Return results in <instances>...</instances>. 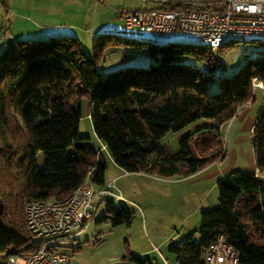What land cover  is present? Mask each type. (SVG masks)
I'll use <instances>...</instances> for the list:
<instances>
[{"label": "trees", "instance_id": "1", "mask_svg": "<svg viewBox=\"0 0 264 264\" xmlns=\"http://www.w3.org/2000/svg\"><path fill=\"white\" fill-rule=\"evenodd\" d=\"M238 43L211 49L201 42L153 43L103 33L93 38L91 55L72 35L6 44L0 51V174L5 175L0 178V258L38 248L26 222L28 199H61L89 169L93 184L104 186L105 156L122 170L160 176H187L223 158L221 126L253 100V80L264 92V54L249 57L234 72L219 60ZM110 44L145 49L157 64L100 72L95 62ZM82 95L89 98L98 149L78 131ZM204 120L212 123L181 136L176 151L160 144L167 131ZM250 143L258 172L236 168L217 178V205L200 212L198 238L190 232L168 245L175 264H201V248L218 235L234 245L243 264H264V103ZM37 153L44 158L42 171ZM107 200L99 220L129 225L128 206ZM129 258L145 262L133 254Z\"/></svg>", "mask_w": 264, "mask_h": 264}, {"label": "rangeland", "instance_id": "2", "mask_svg": "<svg viewBox=\"0 0 264 264\" xmlns=\"http://www.w3.org/2000/svg\"><path fill=\"white\" fill-rule=\"evenodd\" d=\"M38 1L41 2V0H0V51H2L3 47L11 40H15L13 39L14 34L17 35L21 32L20 27L25 24L24 20L27 18L26 13H30V15L33 14H31V12L34 10L31 7V11H29L27 3H37ZM132 3L134 4L135 1L133 0ZM155 5H157V3L154 0H150V6ZM32 16L35 20L40 18L35 14ZM120 23L121 28H123L120 37H126L129 40L138 41L150 38V41L153 43L169 41L201 42L199 38L194 36L176 34L163 36L159 31H145L137 27H126L123 21ZM81 49L87 55H91V40H84ZM259 52L264 54V42L259 40H250V42L248 41L246 43L239 42L238 45L225 50L219 60L223 61L225 70L234 72L243 61H246V59L251 56L257 55ZM155 64H157V57L152 53H149L145 49H136L127 44H110L106 46L99 59L95 62L96 69L100 72H107L127 66L147 68ZM256 82L261 83L259 80H253L252 83L254 84ZM254 86L257 87L254 88L255 98L253 105L255 106L258 103L261 104L262 90L260 88L262 87V83L260 86L255 84ZM88 110L89 98L86 95H82L78 131L81 135L88 137L87 142L91 147L98 149L100 144L93 131L89 115L86 113ZM232 127L233 126H230L229 128V123L226 122L220 128V144L225 151L224 160L221 158L223 160L222 163H226L232 159V150L230 148L233 146L236 149V164L246 166L248 163L247 156L253 155L250 143L251 134L249 135L251 132L246 130L245 136L242 134L240 141L237 142L236 136L232 133ZM187 132L188 131H184L183 133L180 131H167L160 137L159 142L169 151H176L179 147L181 136ZM105 159L106 162H108L106 156ZM36 164L38 171L44 169V158L41 153L36 154ZM116 171L119 170L108 164V175L111 174V172L116 174ZM257 172L256 170V173ZM128 173L124 174L126 176L118 180L122 182L125 177H133L132 179H134L131 180L133 183H130L127 186V190L124 191V196L126 197L124 203L133 212L131 223L129 225L119 224L114 227L108 224L101 235L98 234L99 236L97 238H100L101 241L104 240L99 249L113 252L123 250L124 253L126 248L138 251V246L150 243L151 247L157 245L159 249L166 250L165 244L177 243L185 234L187 235L190 232L194 234L195 238H198L200 212L202 210L212 209L217 205L216 184L211 186V184L208 183L207 190L204 191V189L198 185L200 179L195 176H153L145 172L150 175V177H147L146 175L136 176V174L132 172ZM3 177H5V175L1 172L0 178ZM119 181L117 184L120 185ZM2 188L3 185L0 183V189ZM114 202L118 203L121 201L114 200ZM132 203L134 205H132ZM105 207L106 201L103 200L98 207L97 214H102ZM142 214L145 217L146 227L142 225ZM109 227L111 228L110 230ZM83 235L81 234L77 238H82ZM163 238H166L163 242L164 246H162L163 243H159ZM89 239L92 241L91 237ZM86 251H91V248ZM155 253L150 257L151 264H163L160 253L157 250ZM172 262L173 260H171L170 264H172Z\"/></svg>", "mask_w": 264, "mask_h": 264}, {"label": "built area", "instance_id": "3", "mask_svg": "<svg viewBox=\"0 0 264 264\" xmlns=\"http://www.w3.org/2000/svg\"><path fill=\"white\" fill-rule=\"evenodd\" d=\"M155 6L118 8L128 27L159 31L163 36L187 35L211 49L229 41L264 42V0H154ZM260 86L261 83H254ZM101 148H104L102 145ZM87 177L61 199H28L24 212L38 248L25 256L8 255L0 264H71L62 244L83 231L95 218L106 194H121L108 185L95 187ZM201 264H243L234 245L218 235L200 250ZM165 264H169L164 261Z\"/></svg>", "mask_w": 264, "mask_h": 264}, {"label": "crops", "instance_id": "4", "mask_svg": "<svg viewBox=\"0 0 264 264\" xmlns=\"http://www.w3.org/2000/svg\"><path fill=\"white\" fill-rule=\"evenodd\" d=\"M132 1L133 0H41V2L38 1L37 3L29 2L27 3V7L29 8L28 10L31 11L32 7L34 11H32L31 14L33 13L39 16L40 20H35L32 16L33 14L30 15V13H26L27 18H25L24 20V26L20 27L21 32L17 35L14 34L13 39H43L63 35H72L75 36L79 40L80 45H82V42H84V40L86 39H88L89 41L91 40L92 42L93 38L98 34L110 33L120 36L123 29L121 28L120 22L123 21L125 26H128L126 25L124 17L117 12V9H136L137 7L139 8L142 6H150V0H134V4L132 3ZM146 40L150 41V38ZM261 94L262 104L264 103V92H261ZM254 98L253 100L248 101L244 105L239 107L236 113L227 121L229 123V128L230 126H233L232 133L236 136L237 142L240 141L242 134L245 136L246 130H248V132H251L253 124L258 115V110L261 104L258 103L254 106ZM86 113L88 115L89 110L86 111ZM210 123H212L211 120L199 121L186 127L185 129H183V131L180 132H189L203 124L205 125ZM250 134L251 133H249V135ZM230 149L232 150V159L230 161L222 163L224 158L223 160L219 158L211 161L205 166L197 169L195 172L189 174V176L191 177L195 176L200 179L198 185H200V187L204 189V191L207 190L208 183H210L212 186L213 184H215L217 178L226 174L232 169L239 168L253 171L257 170L255 166L254 154L247 156L248 163L246 166H240L239 164H236L237 157L235 147L232 146ZM107 159L108 162H106V169L104 172V186L108 185L110 190L120 193L121 197L115 198L111 193H108L106 194V198L110 199L111 201L118 200L124 203V199L126 198L124 196V191L127 190V186L130 183H133L131 182V180L134 179H132L133 177H125L123 179L124 181H119L118 179L126 176L124 174H127L128 171L122 170L121 168L116 166L109 157H107ZM108 164L116 167L119 171H116V174H113V172H111V174L108 175ZM132 173L136 174V176L146 175L147 177H150V175L142 171ZM118 181L120 182V185L117 184ZM132 205L134 204L132 203ZM105 208L102 214H96L95 218L83 231L79 232L74 237L62 244V248L70 251L72 254L71 264H139L133 259L129 258V254H133L140 260H144V264H151L152 262L150 260V257H152L156 250L160 253L163 264H165L164 261L170 264L171 260H173L172 264H175V256L168 251V243L165 244L166 250L159 249L157 245H153V247H151L150 243L138 246V251H133L129 250V248H126V252L124 251V253L123 250H120L119 252H113L109 250L104 251L103 249H99L101 248L104 240L101 241L100 238H97L99 236L98 234L101 235L102 231L106 229L107 225H110L108 220H99V218L103 214H105ZM142 217V225L143 227H146L145 217L143 216V214ZM110 229L111 228L109 227V230ZM81 234H84L83 237L77 238ZM90 237L92 238V241H90ZM165 239L166 238H163L161 241H159V243H163ZM162 246H164V243L162 244ZM87 248H91V251L87 252Z\"/></svg>", "mask_w": 264, "mask_h": 264}]
</instances>
